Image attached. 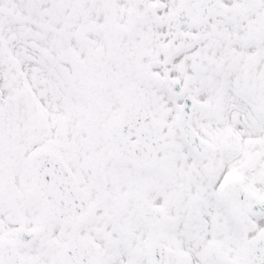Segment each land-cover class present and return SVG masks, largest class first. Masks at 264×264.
Returning a JSON list of instances; mask_svg holds the SVG:
<instances>
[{
    "label": "snow or ice",
    "instance_id": "1",
    "mask_svg": "<svg viewBox=\"0 0 264 264\" xmlns=\"http://www.w3.org/2000/svg\"><path fill=\"white\" fill-rule=\"evenodd\" d=\"M0 264H264V0H0Z\"/></svg>",
    "mask_w": 264,
    "mask_h": 264
}]
</instances>
